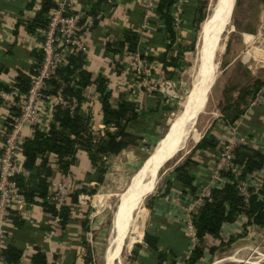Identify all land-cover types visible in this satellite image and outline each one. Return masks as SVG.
<instances>
[{"label":"rangeland","instance_id":"374dc122","mask_svg":"<svg viewBox=\"0 0 264 264\" xmlns=\"http://www.w3.org/2000/svg\"><path fill=\"white\" fill-rule=\"evenodd\" d=\"M53 1L55 4L52 10L60 0ZM62 1L66 3L67 11L59 13L55 18L57 22L51 24L52 35L44 31L46 25L35 24L32 28L36 35L33 66L37 70L34 71L48 73L57 66L55 73L52 72L54 74L51 73L47 78V86L33 102L32 109L37 120L35 124L27 127L32 130L37 127L46 130L57 102L70 104L74 109L78 104V109L88 119L90 132L96 140L98 135L105 133L107 127L103 120L100 93L96 87V77L101 73L107 78L113 105L127 98L138 102L140 112H147L141 113L137 120L126 123L128 130L135 133L133 137H129L133 140L126 148L117 153H103L96 163L91 161L85 148H80L77 167L74 166L68 174L51 178L54 181L52 192L56 188L55 181L68 180V194L62 205L69 206L70 222L76 218L81 220V238L87 247L85 264H107L105 251L115 210H118L115 225L120 231L117 239L122 238V231L126 233V230L133 227L131 223L130 227L125 225L122 217V209L127 215L132 207V201L125 204L129 199L128 193L122 195V192L130 182L144 177L148 170L157 165V158L168 145L167 131L176 113L183 107L193 85L194 72L191 67L196 62L202 37L201 24L217 0H173L169 12L175 39L170 36L167 22L158 11L160 0H90L84 5L83 0ZM231 1L225 0V3L231 5ZM122 2H125L126 7L121 5ZM130 13L133 17L130 16L129 22L127 18ZM56 14V11L50 10L44 16L43 22L47 21L48 24ZM92 14H95L94 18L98 16V20L106 17L116 20L120 18L127 24L123 25L121 22V31L115 33L111 30L112 33L106 36L108 38L95 42L93 38L90 39L88 29L83 27L84 17L92 19ZM72 21H75L74 33L78 38L75 44L67 41V35L63 36V31L60 30L62 26L69 27ZM231 21L233 29L227 32L225 48L219 52L216 60L217 76L202 96L197 110L196 128L200 130V137L192 139V143L190 140L180 155L169 160L166 167L160 170L156 185L150 187L139 202L140 205L137 204L136 213L143 218L144 228L143 225L134 227L135 236L129 248H121L120 256L123 257L124 264L129 263L131 252L134 251L133 243L140 239V234L150 225L154 211L167 209L168 205L174 209L176 206L177 209L180 208L184 191L175 188V183L179 180L176 167L184 166L188 159L190 163L186 166L187 169L195 175L194 169L198 166L199 173L206 177L209 163L216 159L223 140L230 135L231 126L237 123V113L246 106L247 101L249 104V100L251 102L254 99L259 87L264 85V60L258 64V60L253 56L249 60H244L243 57L246 50L257 55L255 47L264 43V0H236ZM108 22L110 24L111 20ZM90 25L88 24V27ZM246 33L253 35L252 42L246 41ZM52 36L54 40L49 47L48 41ZM45 47L50 48L49 52L45 51ZM166 50L169 55L177 56L178 66L164 65L161 56ZM74 55L81 57V65L78 68L72 66L73 71L67 70L64 76L61 75L59 69ZM80 67L92 69L94 75L91 81L83 86L84 96L79 105L78 96L69 93L66 88L82 84L78 81ZM169 69H174L175 73L171 75ZM54 78L57 79L55 83L58 85L55 89L52 84ZM20 95L16 99L21 98L22 103L13 110L14 117L20 115L27 105L25 99H22L23 93ZM206 135L216 137L218 143L215 148H202L199 145ZM249 142L247 144L253 146ZM241 145L243 144H239ZM47 155L58 165L54 152H48ZM81 163H86L88 168L81 167ZM256 171L250 186L255 189L258 185L264 187V169ZM261 172L263 174H260ZM198 183L197 181L196 185L199 187L202 183ZM179 214L178 224L186 229L183 214L181 211ZM48 217L51 234H61L66 225L63 224L61 216L57 218L56 214H51ZM246 221V215L241 212L235 220L225 224L219 234L220 239L205 236L195 246L201 243L205 255L196 262L212 264L214 260L223 258L217 264H264V226ZM117 239L116 244L120 242ZM211 246L217 247L215 253L209 251Z\"/></svg>","mask_w":264,"mask_h":264},{"label":"trees","instance_id":"16d2710c","mask_svg":"<svg viewBox=\"0 0 264 264\" xmlns=\"http://www.w3.org/2000/svg\"><path fill=\"white\" fill-rule=\"evenodd\" d=\"M173 0H160L158 11L167 22V31L170 36L175 39V31L171 23V15L169 12L170 5ZM53 0H43V5L34 19L36 24L47 25V21L43 22L44 16L54 7ZM132 40V39H130ZM133 42V40H132ZM123 44L124 41H121ZM81 57L75 55L69 62L61 66L59 73L64 76L67 70H72V66L78 68L81 65ZM164 65L178 66L177 56L169 55L167 50L161 56ZM80 77L78 81L82 84L77 86H68L66 90L71 94H76L79 99V105L82 102L83 86L87 85L93 77V73L86 67H80ZM170 74L175 73L174 69H169ZM30 74L22 72L19 76V88L21 92H26L30 86ZM97 90L100 93V102L103 111V120L107 125L104 134L98 135L96 140L93 139L88 119L79 111L78 107L72 109L69 105L57 103L55 106L52 120L48 129L35 128L32 135L25 138L22 144V150L25 154L24 164L29 168L28 175H19L18 182L28 202L41 203L48 213L59 214L63 224L70 220V210L68 204L62 205L60 209L54 202L48 200L49 194L52 192L50 176L54 172V166L49 164L48 152H55L59 163V168L64 174L71 171V166L76 163L80 148H85L91 157V161L96 163L97 158L105 153H117L128 146L132 142L135 135L129 131L126 123L128 121L137 120L141 113L138 110V102L123 98L117 105L111 102V90L107 86V78L104 74L96 77ZM54 78L52 84L54 89L58 87ZM79 82V83H80ZM8 88L7 85L0 83V88ZM114 127V129H112ZM218 141L213 135H206L199 142L202 148H215ZM40 156V163L37 159ZM236 160L243 165L241 176L248 172L260 170L264 167V152L252 145L243 144L236 148ZM194 162V161H193ZM190 160L187 159L184 166L176 167L177 177L183 184V191L187 189L196 190L198 185L194 183L195 175L187 169ZM233 181H227L222 186L212 189L211 198L201 206L195 215V225L199 240L201 241L207 234L219 236L225 223L236 219L239 213H244L247 217L246 223H255L264 226V190L252 191L248 199L240 192L237 181L230 171L225 172ZM235 178V179H234ZM264 179V174H263ZM145 241L153 248H158V238L149 232L145 234ZM214 247L211 248V250ZM7 264H23L21 257L23 248L14 244H8L5 247ZM204 254V247L201 243L195 247L190 260L187 264H194ZM32 261L36 264L47 263V255L45 251L38 250L32 256Z\"/></svg>","mask_w":264,"mask_h":264},{"label":"crops","instance_id":"0c3cea01","mask_svg":"<svg viewBox=\"0 0 264 264\" xmlns=\"http://www.w3.org/2000/svg\"><path fill=\"white\" fill-rule=\"evenodd\" d=\"M86 1L90 2V0H83L82 4L84 5ZM125 2L121 3V5L124 7H126ZM42 5L43 0H0V83L5 84L8 87H1L0 89H6L14 92L17 98L21 93H23L20 91L18 86L19 76L22 72L27 73L28 75L30 74L33 61L36 56V35L32 31V28L36 24L34 19L37 17V13ZM105 5L107 6V4ZM105 5L102 4V6ZM88 15L90 14L88 13ZM94 15L92 19L84 17L85 22H83V27L88 29L90 32V39L93 38L95 42H101L105 38H108L106 36L112 33L111 30L115 33L117 31H121L122 23L123 25L127 24L125 23L126 21L123 22L124 19L120 20V18H117L116 20V18L110 19L106 17V19L101 18L98 20V16H95L94 18ZM130 16H132L131 13L129 14V18H127L129 22L131 19ZM110 20L111 23L109 24L108 21ZM88 24L91 25L88 27ZM252 40L253 35L246 33V41H249L250 43ZM261 44L262 45L255 47L257 55H254L251 53V51L246 50L243 56L244 60H249L253 56V58L258 60V64L259 62L263 61L264 43ZM89 70L93 73L92 69ZM15 108V105H12L7 99H3L0 96V142L5 136L7 125L11 120V115ZM237 114L238 117L236 122L240 133L244 136H247L248 140L250 141L248 142L252 143L254 147H257L264 152V100L254 103L250 102L249 100V104L247 101L246 106ZM25 132L27 136H30L32 135L33 130L29 127H26ZM79 150L77 152L78 156L81 154L79 153ZM40 159L41 158L39 156L37 159V164L40 163ZM49 164L54 166V172L49 178L51 183V178L54 176H61L64 173L60 170L59 163L57 165L55 161H51L50 158ZM74 166L77 167L76 163L71 166V169H74ZM80 166L83 168H88L86 163H81ZM199 168L200 167L197 166L194 169V172L196 171L194 183L198 181L201 184L203 181H205L207 176L205 177V175H202L203 173H199ZM80 170H82V168H80ZM156 182L151 184L150 187L155 186ZM51 188H53L52 185ZM175 188H177V190L183 191L184 187L180 180L175 183ZM179 209H177V206L176 209H174L172 206L170 207L168 205L167 209L154 211L150 225L147 228L145 227L146 229L143 230V234H140V239L133 243L134 251L131 252L132 256L129 257L130 260L128 264H187L189 262L190 256L196 245H192L186 229L184 227L182 228L180 224H178L180 215ZM19 211L20 214L18 212V216H15L14 221L10 224L8 244H14L23 248V255L21 257L23 264H36L32 261V256L38 250L45 251L47 255V263L45 264L86 263L85 255L87 247L83 241L84 239L81 238L83 230L81 227L80 218H76L72 222H70V220L66 222L62 233L55 236L49 231L48 215H54L56 213H48L41 203L31 202L30 204L28 201L27 204H25ZM73 216L76 217L75 215ZM140 219V225H143L144 228L143 218L141 217ZM225 224L223 227H225ZM117 229H119L118 226L116 228H112L111 225L109 242L105 251L107 264H116L120 257L118 255L121 254V249L118 248L119 246H115L116 239L119 237L118 235L120 232ZM146 232H149L158 238L157 249L151 247L145 241L144 237ZM111 235L116 237V239L111 237ZM208 236H211L215 239L216 237L219 238V236H214L211 234L206 235V237ZM112 239L114 240L112 241ZM133 244H131V246ZM131 246L130 248H132ZM212 247H214V250H211ZM211 248L209 251L211 253H215L217 247L211 246ZM110 253L112 254L110 255ZM204 255L205 253L203 256ZM219 260H214L212 264H217ZM194 264H200V262H195Z\"/></svg>","mask_w":264,"mask_h":264},{"label":"built area","instance_id":"2783aa9c","mask_svg":"<svg viewBox=\"0 0 264 264\" xmlns=\"http://www.w3.org/2000/svg\"><path fill=\"white\" fill-rule=\"evenodd\" d=\"M66 3L62 0L51 12H57V14L52 17V20L48 22L44 31L53 34L51 24L56 23V19L59 13H64L67 11ZM62 21L63 18H60ZM60 30L63 31V36L67 35V41L75 44L78 42V38L75 35V21L69 27L62 26ZM54 36L48 41L49 47L52 46V41ZM83 49L82 47H77ZM50 48L45 47V51L49 52ZM139 55V53H138ZM60 65V64H59ZM56 66L51 69L48 73L44 71H34L37 70L35 66H32L30 72V86L28 91L23 92L22 99H25L27 105H25L24 111L14 117L11 115L12 120H10L7 125V130L5 136L0 142V264H7L5 247L8 245L9 227L14 221V217L20 214V209L27 204L25 195L21 189L18 182L19 175H28L30 170L24 164L25 154L22 150V144L25 138L28 137L24 128L35 124L36 115L32 109L33 102L37 99V96L43 92V89L47 86V78H49L52 72L55 73ZM52 73V75L54 74ZM59 90V89H58ZM0 96L3 99H7L12 105L18 106L22 103L21 98L16 99L14 92L6 89H0ZM21 96V95H20ZM18 96V98L20 97ZM264 100V85L259 87L254 99L251 101L259 102ZM76 101V97H74ZM64 103V101H61ZM60 103V102H57ZM77 103V101H76ZM68 105V104H67ZM69 106L74 109L70 104ZM14 118V119H13ZM247 136L240 133L237 123L231 126L230 135H228L225 140H223L221 145V150L218 153L216 159L209 163L207 169V178L194 192L187 189L183 192V197H181L180 211L182 212V218L184 219L187 234L189 236L192 245L195 246L199 241V236L197 232V227L195 225L194 217L198 213L201 206L206 202L208 198H211L212 189L217 186L224 185L227 181H233V177H230L225 172L230 171L237 181V186L240 192L248 199L251 192L260 191L259 188L263 187L257 186L251 188V182L256 176V170L246 173L241 176L243 171V165L236 160V148L239 144L248 143ZM264 167L260 170H263ZM259 170V172H260ZM260 174H263L262 172ZM234 178V179H235ZM252 179V181H251ZM264 181V179H263ZM53 180H51V185H53ZM56 188L47 197L49 201L54 202L56 206L60 209L62 204L65 203L64 198L68 194V180L56 182ZM264 190V187L262 188ZM31 204V202H30ZM57 218H60L59 214H56Z\"/></svg>","mask_w":264,"mask_h":264},{"label":"bare ground","instance_id":"6f19581e","mask_svg":"<svg viewBox=\"0 0 264 264\" xmlns=\"http://www.w3.org/2000/svg\"><path fill=\"white\" fill-rule=\"evenodd\" d=\"M231 2L232 3L230 5L228 2L225 3V0H217L215 6L212 8V11L201 24L202 37L197 50L196 62L191 67L194 72L193 85L187 95V98L184 100L183 107L176 113L167 131L166 135L168 138V145L157 158V165L153 167L154 169L152 168L148 170L144 177L139 178L132 183L130 182V184L127 185V187L122 192V195L126 193L129 195V199L125 204H127L129 201H132L131 210L127 215L123 213L122 209V217L125 220V225H129V227L130 223L133 225L136 218L139 217L138 213H136V209H138L137 204H139V202H141V200L144 198L145 194L148 193L151 184L157 181L160 170L164 168L169 160L180 155L181 151L185 148L190 140L192 143L193 140L200 137V130L196 128L197 110L200 106L202 96L205 95L207 88L212 85L217 76V69H215L216 60L218 58L219 52L225 48V34L233 29L231 16L236 0ZM117 212L118 210H115L114 212L112 228H116L115 223L117 221ZM140 223L141 219L137 218L134 223V227L137 228ZM131 227L130 229L126 230L128 231L126 233H123L125 231H122V238L120 239L119 243H115V246H119L118 248L120 249L122 247L128 248L135 232L134 227H132V229ZM111 237L113 236L111 235ZM113 240L114 239H112V241ZM111 254L112 253H110V255ZM123 260V257L120 256L117 260L118 263L116 262V264H123ZM249 260L250 259H248V261Z\"/></svg>","mask_w":264,"mask_h":264},{"label":"water","instance_id":"95a60500","mask_svg":"<svg viewBox=\"0 0 264 264\" xmlns=\"http://www.w3.org/2000/svg\"><path fill=\"white\" fill-rule=\"evenodd\" d=\"M234 9V8H233ZM123 248V247H122Z\"/></svg>","mask_w":264,"mask_h":264}]
</instances>
